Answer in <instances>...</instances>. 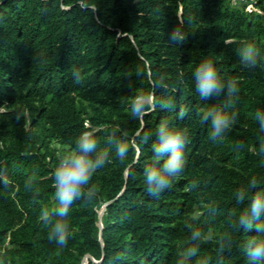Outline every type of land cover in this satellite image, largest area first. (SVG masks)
<instances>
[{"label":"trees","instance_id":"obj_1","mask_svg":"<svg viewBox=\"0 0 264 264\" xmlns=\"http://www.w3.org/2000/svg\"><path fill=\"white\" fill-rule=\"evenodd\" d=\"M248 1L254 9L233 0H0V107L14 109L0 117V264H82L85 256L86 264H177L190 246L188 225L212 235L192 264H249L242 249L254 229L229 227L233 210L247 204H236L237 189L256 177L249 196L264 190V134L255 119L264 111V0ZM174 27L185 33L179 45L167 39ZM249 43L261 54L251 70L237 54ZM204 60L240 89L237 123L223 142L210 140V123L197 115L224 101L195 92L193 74ZM142 96L154 97L155 110L134 119L130 104ZM24 110L34 112L28 127ZM162 120L187 129L190 143L183 173L151 196L144 168L154 163L151 145ZM113 130L130 145L124 161L106 142ZM85 131L95 133L111 162L90 181L94 198L73 203L72 235L59 246L42 215L56 219L53 170L60 158L49 143L70 152ZM145 134L151 138L142 143ZM225 234L231 246L220 252Z\"/></svg>","mask_w":264,"mask_h":264},{"label":"clouds","instance_id":"obj_2","mask_svg":"<svg viewBox=\"0 0 264 264\" xmlns=\"http://www.w3.org/2000/svg\"><path fill=\"white\" fill-rule=\"evenodd\" d=\"M168 42L179 45L185 39V33L179 28H173L168 33ZM240 63L245 69H255L261 63V54L255 44L249 43L238 49ZM195 92L201 100L208 101L213 97H224L223 106H209L198 111L197 115L201 123H210L209 138L213 142H223L226 134L237 123L238 113L234 105L239 99L240 89L238 81L221 79L215 63L204 60L193 74ZM162 108H171V102H160ZM156 101L152 96L137 97L130 104V114L134 119L142 120L149 111L155 110ZM255 119L259 125V132L264 134V111L257 110ZM118 130H113L107 137V144L115 149L116 157L120 161L127 158L129 143L126 139L117 136ZM156 139L151 145L153 164L144 168L146 191L151 196H158L169 189L173 181L184 171L187 163L185 148L190 143V134L187 129H178L167 120H162L155 132ZM149 134L143 135L142 143H147ZM258 154L264 156V142L259 146ZM111 162L107 148L99 149V140L93 131H85L75 140V147L64 155L53 170L55 186L56 207L52 209L56 219L50 218V213L45 210L42 215L46 222L51 223L49 240H55L59 246L67 244L72 235L67 220L69 211L74 202L84 199L91 201L95 196V190L90 187L93 175L106 164ZM260 181L252 177L246 186H242L234 194L237 205L247 204L238 213L233 210L229 216V227L232 229L253 230L252 235L243 245V252L247 256L249 264H264V190L255 191ZM192 187H196L195 182ZM209 211L214 212L213 207ZM191 230L190 246L182 248L178 253L177 264H192V258L196 257L200 250V243L211 240L212 235L196 228ZM219 251L231 246V238L228 235L220 236L218 240ZM196 264H209L208 258L196 260Z\"/></svg>","mask_w":264,"mask_h":264},{"label":"rangeland","instance_id":"obj_3","mask_svg":"<svg viewBox=\"0 0 264 264\" xmlns=\"http://www.w3.org/2000/svg\"><path fill=\"white\" fill-rule=\"evenodd\" d=\"M234 3H236L237 5H245V8L248 10L254 9L252 4L248 1V0H233ZM14 109L12 107H6V106H1L0 107V117L4 116L6 119L12 117V113H13ZM88 113H90V108L87 109ZM34 114L33 111L31 110H24L23 114H22V119L24 121V126L28 127L30 119L32 117V115ZM85 126H88L90 128H94L95 126H91V124L86 120L85 122ZM3 133V130L0 132ZM0 140L4 141V136L0 135ZM49 150L50 152L54 153L58 158H62L64 155L68 154L69 152L67 151V147L64 145H61L60 143L56 142L55 140H51L49 143ZM43 152H45V149L42 150ZM104 204L100 205L96 211H97V225L99 227H102V217H103V213H104ZM86 260L87 258L83 259L82 263L84 262V264H86Z\"/></svg>","mask_w":264,"mask_h":264},{"label":"water","instance_id":"obj_4","mask_svg":"<svg viewBox=\"0 0 264 264\" xmlns=\"http://www.w3.org/2000/svg\"><path fill=\"white\" fill-rule=\"evenodd\" d=\"M105 206H106V204H104V208H105ZM86 258H88V256H85V259H86ZM82 264H84V262H83Z\"/></svg>","mask_w":264,"mask_h":264}]
</instances>
